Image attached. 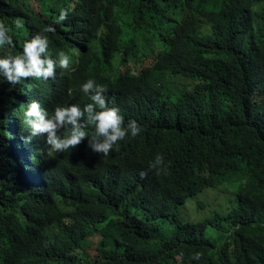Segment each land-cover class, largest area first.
Segmentation results:
<instances>
[{
	"label": "trees",
	"instance_id": "trees-1",
	"mask_svg": "<svg viewBox=\"0 0 264 264\" xmlns=\"http://www.w3.org/2000/svg\"><path fill=\"white\" fill-rule=\"evenodd\" d=\"M18 18L0 55L51 24L49 51L71 59L47 80L0 84V264H264V0H0V21ZM87 78L142 132L107 156L87 138L60 153L44 136L24 143V103L83 107ZM240 172L251 178L234 209L180 218Z\"/></svg>",
	"mask_w": 264,
	"mask_h": 264
},
{
	"label": "clouds",
	"instance_id": "clouds-1",
	"mask_svg": "<svg viewBox=\"0 0 264 264\" xmlns=\"http://www.w3.org/2000/svg\"><path fill=\"white\" fill-rule=\"evenodd\" d=\"M68 14L69 9L62 8L55 18V24L65 21ZM24 26L20 18L12 21L11 25L0 21V49L14 47L13 37ZM54 30L53 25H47L24 40L19 54L9 52L0 55V84L8 83L14 87L22 79L30 77L47 80L55 76L58 67L67 69L71 59L67 52L59 49L53 55L49 51V39L45 33ZM80 91L89 98L90 103L83 107L74 103L57 105L51 113L38 100H27L24 103L23 124L29 135L22 137L23 142L29 143L33 137L44 136L49 151L60 153L75 148L87 138L88 149L107 156L119 147L118 141L126 137L135 138L142 132V126L136 120L124 123L121 109L108 100L105 85L87 78L80 84ZM89 126L92 127L91 133L86 131ZM162 164L163 156L157 154L149 168L155 169L158 174ZM192 259L198 261L200 253H195Z\"/></svg>",
	"mask_w": 264,
	"mask_h": 264
},
{
	"label": "rangeland",
	"instance_id": "rangeland-1",
	"mask_svg": "<svg viewBox=\"0 0 264 264\" xmlns=\"http://www.w3.org/2000/svg\"><path fill=\"white\" fill-rule=\"evenodd\" d=\"M176 89V87H173ZM240 172L231 176L227 181L219 184L215 188H207L197 195L186 200L185 204L180 206V218L185 222H195L210 217L213 212H224L225 210L234 209L237 206V193L243 188L251 175ZM175 225L167 223L163 226L162 232L168 236L173 234ZM209 237L220 235L214 234L213 229L208 228ZM221 242V241H220ZM217 242V243H220Z\"/></svg>",
	"mask_w": 264,
	"mask_h": 264
}]
</instances>
